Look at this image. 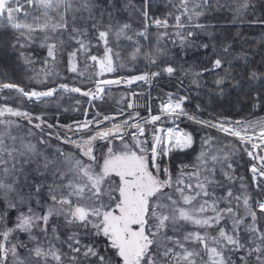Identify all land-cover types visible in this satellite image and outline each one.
Returning <instances> with one entry per match:
<instances>
[{"label":"snow or ice","instance_id":"snow-or-ice-1","mask_svg":"<svg viewBox=\"0 0 264 264\" xmlns=\"http://www.w3.org/2000/svg\"><path fill=\"white\" fill-rule=\"evenodd\" d=\"M62 3H65V0H0V22L6 21L20 32L13 46L15 47L21 38L32 41L37 32L56 33L67 28V21L63 15L58 22L50 18L42 21L39 16H33L32 23L21 22L19 14H23L25 18L30 15L25 11L26 5L44 9L46 17L47 9L54 6L58 8ZM109 3L115 8L112 0H109ZM187 3L188 0H181L184 14L188 13ZM84 6L91 12L90 5L85 3ZM196 7L198 5L194 4L193 15L198 17L201 12L195 11ZM108 15L111 16V13L109 12ZM143 16L147 19V11L143 12ZM175 19L178 25L183 27L179 24L181 16L177 15ZM188 19L191 21L192 15H189ZM154 23L158 26H166L167 20L157 19ZM92 27L95 29L97 25L94 23ZM128 27L127 24L123 25L121 31ZM196 27L203 28L204 25H196ZM72 31L78 33L79 37L87 33V29L73 28ZM97 31L98 39L103 41L105 46L103 55H90V43H86L78 36H70L79 47L68 53L69 61H73L77 53L83 51L86 59L99 64L101 73L114 72L116 68L113 66V50L108 47L109 31L99 29ZM191 36H193L192 32H189L187 37L181 36V43ZM49 39L51 37L45 34L41 47H46L47 56L55 60L57 43H47ZM59 43L63 45L64 41L61 40ZM157 53L159 54V50ZM146 55L151 57V54ZM150 63H155V60L150 59ZM221 64V59L217 58L213 62V67L219 68ZM71 70H76L75 63H72ZM164 71L172 74L175 69L168 65ZM157 75L159 73H145L128 77L123 81L119 79L97 81V89L103 91L101 85L104 84L131 83L134 80H147L149 76ZM251 75L253 79L256 78L255 72ZM221 82L217 81L218 84ZM59 87L67 89L68 85L62 84ZM0 88L15 89L23 97L37 100L51 96L56 91L55 88H49L47 91H26L25 88L13 83L0 84ZM72 91L80 92L81 89L73 88ZM185 99L186 97H179L173 100L172 95L168 94L167 101L160 105L161 112L177 117L187 115L183 108ZM128 107L131 108L132 105L129 104ZM5 114L23 117L29 122L33 118L40 120L41 123L35 124L36 128H40L44 123L42 117H33L27 111L8 105L0 107V117H4ZM188 118L196 123L218 128L228 135L239 138L241 142L252 141L253 137L248 135V129L259 127L257 137L260 142L252 143L251 148H264V120L231 121L224 118L218 123H212L199 120L195 116ZM103 119L108 121L114 118L104 116ZM133 119L136 117L129 116L122 123L97 131L79 143L70 139L65 140L64 143L76 146L79 155L56 148L51 157L46 151L41 150L40 146L47 144L45 140L40 139L37 143H32L23 136L12 135L13 125L17 128L20 125L12 120L0 119V125L5 126V130L0 131V200L4 204L3 210L0 211V226L3 228L0 231V237L3 238L0 240V264H9V254L12 257L11 264H49V258L56 264H65V261L67 264H86L92 258H95V264H197V257L200 258V264H233L225 255V251L246 247L239 236V226L244 221L243 217L236 214L233 207L220 208L219 204L221 201L231 204L232 199L239 202L241 197H234L232 189L228 188L225 196L213 199L215 193L209 192V187L213 185L223 187V185L212 179L216 171L215 166L211 168L207 166L209 158L214 164L216 162L223 164L228 159V152L224 149L218 150L224 152L221 160L219 155L210 154L207 149L202 148L196 156V163L181 164L174 176L170 167L162 163V158L173 149L191 148L194 144L193 134L178 128L167 130L154 128L149 146L146 125L155 124L161 119L160 115L151 116L144 124L130 123L129 121ZM93 123L102 122L94 117L92 120L79 123L77 127L88 129ZM28 135H31L30 131ZM98 139L108 141L105 150L99 156L94 150V142ZM6 140H11L12 143L8 144ZM18 140L19 147H16ZM113 141H119V145ZM202 143L210 144V138L204 139ZM248 155L260 161L259 167L256 164L251 167L254 178L255 175L264 177V155H254L252 151H249ZM32 164L36 167L32 168ZM231 167V164H227L228 169ZM29 169L35 177L40 178L38 183L35 179L29 180ZM223 175L228 180L233 179L228 171H224ZM193 178L195 184L190 182ZM45 196L46 199L43 198ZM206 197L208 199H205ZM243 204L246 215L251 216L253 220L247 231L260 241L255 248L247 249V255H255V264H264V232L255 226L256 212L251 209L247 195L243 196ZM256 205L264 214V201H257ZM13 209L17 215L12 222L13 226L9 227L8 213ZM209 211L213 214L209 215ZM53 217H63L66 225L75 226L79 230L69 235L67 240H61L57 225H52V234L49 236L48 228ZM226 218L231 219L230 230L220 226L222 221L227 224ZM184 224L198 226L203 232L191 231L178 235ZM34 229H38L47 239V248L33 234ZM208 229L217 231V235H210ZM169 232L172 234L170 235ZM14 233H27L34 247H28L25 241L19 239L11 243L9 238ZM97 237L106 239L105 254H101L100 248L95 243ZM252 239L249 237L250 241ZM54 240L66 244L69 252H63L56 247L52 242ZM83 240L91 242L82 243ZM189 243L200 245V250L190 248ZM21 249L26 253L23 256ZM109 252L112 255H108ZM204 255L207 256V260L204 259Z\"/></svg>","mask_w":264,"mask_h":264},{"label":"trees","instance_id":"trees-1","mask_svg":"<svg viewBox=\"0 0 264 264\" xmlns=\"http://www.w3.org/2000/svg\"><path fill=\"white\" fill-rule=\"evenodd\" d=\"M68 8L65 5L59 8L55 6L47 9L45 17L44 9L25 6V11L30 15L25 18L19 14L21 22L32 23L33 16H39L41 20L50 18L54 22L60 20L63 15L67 21V28L59 30L56 33L48 31L37 32L32 41L20 39L19 43L13 46L20 32L10 26L6 21L0 22V84L13 83L25 88L26 91H47L49 88H56L60 84H66L68 87L80 88V92L63 91L56 89L51 96L41 97L40 99H28L23 97L15 89L0 88V106L8 105L13 108H19L21 111H27L32 116H40L47 125L57 128L58 125L68 126L79 123L83 118L92 120L94 117L102 123L99 127H94L96 123L88 129H104L111 127V123H121L129 116L136 117L129 121L130 123H145V120L151 115L159 113L158 104L161 103L168 92L174 91L186 97L183 105L187 118L195 116L199 120L217 121L227 118L231 121H251L264 119V0H189L187 3L188 13L184 14L181 7V0H112L115 8H112L109 0H74ZM91 6V12L84 5ZM198 5L195 11L201 12L200 16L193 15V5ZM125 5H128L125 7ZM58 9V12L56 10ZM147 11L149 20L155 21L167 20V25H152L145 28L146 19L143 12ZM111 13V16L108 13ZM181 16L179 22L182 30L178 29L175 17ZM192 15L189 21L188 16ZM97 28H93V24ZM129 25L123 28V25ZM196 25H204L198 28ZM73 28L87 29L86 35L79 37L78 33L72 31ZM99 30H108V47H111L112 58L116 71L102 77L125 78L137 76L145 73H159L157 76H149L145 81H139L128 87L105 86L99 97L90 98L83 92L93 91L96 80H75L66 79L52 80L48 78L46 83L38 84L36 81V71H40L43 53L46 47H41L39 41L44 40L45 34L51 39L47 42L57 43L67 52L72 48H78L79 45L70 36H78L90 43L89 54L102 56L104 52V43L98 39ZM194 31L195 44L192 51L186 44L180 45V37L183 32ZM144 32V35L139 33ZM118 33H120L118 35ZM131 37V39H129ZM61 39L63 45L59 43ZM60 40V41H61ZM44 42V41H43ZM179 43V44H178ZM21 45H24L21 47ZM207 45V47H202ZM180 48L184 52L180 53ZM191 48V47H190ZM139 49V51H137ZM159 50V54L157 53ZM83 52V51H82ZM146 54H151L149 57ZM221 59L222 64L219 68L213 67V62ZM150 59L155 63H150ZM87 60V59H86ZM171 65L175 71L172 74L164 69ZM256 73V78H252V73ZM198 74V75H197ZM222 81L217 83V81ZM147 81V82H146ZM195 81V83L193 82ZM133 93L134 103L128 107L129 94ZM124 94L123 101H118L117 95ZM135 113L138 114L135 115ZM98 114V115H97ZM104 116H110L109 122L103 120ZM4 120L15 121L20 127L13 125L12 135L23 136L25 140L37 143L40 139L47 142L41 145V150L51 155L55 152L56 146H62L61 143L45 134L49 130L37 129L29 124V120L23 117H0ZM35 122V120H32ZM179 127L185 131L191 132L194 138V144L191 148L181 151H171L168 156L162 158V163L170 167L174 176L179 171L181 164L192 165L196 163V156L203 149H207L210 154H217L223 159L224 152L218 150L224 149L228 152V159L223 164L216 162L214 164L208 159V167L215 166V174L212 179L219 181L223 187L210 186L209 192H214L213 199L225 196L228 188L233 191V196H239L241 199L237 202L232 199L231 204L227 201H221L220 208L231 206L239 217H243V196L249 197V205L256 212L255 226L264 232V214L261 213L256 205L257 201H264V178L258 176L254 180L251 167L254 161L248 157V150L251 145L241 142L239 139L224 135L216 129L208 128L202 124L189 119L181 118L178 121ZM147 128V139L150 145V127ZM5 130L4 125H0V131ZM87 130V131H88ZM31 135H28V132ZM210 138V144H203L202 141ZM127 139V137H126ZM106 140L98 139L95 143L97 156L102 152ZM11 144V140H6ZM65 146V145H64ZM19 147V140L16 143ZM231 164V169L227 168ZM32 168L36 165L32 164ZM192 169H189L191 171ZM30 172V169L28 170ZM224 171L230 172L233 179L228 180L223 175ZM206 174V173H205ZM202 178V177H201ZM242 178V179H241ZM35 179L38 183L40 178L30 172L29 180ZM49 181L51 177H48ZM195 184V178L192 179ZM27 191V187H25ZM46 199V196L43 197ZM205 199H208L207 197ZM35 207V205L33 204ZM4 208L3 201L0 200V211ZM39 211V209H37ZM212 215L211 211L208 213ZM17 212L13 209L8 213V226L12 227ZM227 224L222 221L220 226L231 229V219L226 218ZM243 223L239 226V236L241 242L245 243L244 249L225 251V255L231 259L233 264H255V256H248L247 249L253 241H249L252 233L247 231L248 226L253 224L250 216L243 217ZM57 225L58 235L61 240H67V237L79 229L72 225H66L63 217H53L50 221L48 233L51 236V226ZM3 228L0 226V231ZM201 231L198 226L184 224L178 235L184 232ZM210 235H217V231L208 229ZM36 235L47 248L48 241L43 234L34 229ZM83 234V233H81ZM171 235L172 233L169 232ZM3 238L0 237V240ZM25 241L28 247H34L29 241L27 233H14L9 238L11 243L16 240ZM56 247L63 252H69L66 244L60 241H52ZM89 240H83L82 243H89ZM96 245L100 248L101 254L104 253L106 239L97 237ZM190 248H196L198 251L201 246L195 243H189ZM254 248V247H252ZM21 255H25V250H20ZM108 255H112L111 252ZM203 255V253H202ZM243 257V259H241ZM207 260V256L204 255ZM9 264L12 257L9 254ZM49 264H56L49 258ZM67 264V261H65ZM86 264H95V258L87 261ZM197 264H200V258L197 257Z\"/></svg>","mask_w":264,"mask_h":264},{"label":"rangeland","instance_id":"rangeland-1","mask_svg":"<svg viewBox=\"0 0 264 264\" xmlns=\"http://www.w3.org/2000/svg\"><path fill=\"white\" fill-rule=\"evenodd\" d=\"M72 1H74V0H65V3H62L60 5L61 6L65 5V7L67 6L68 8H70L71 6L69 7L68 5H72L73 4ZM188 2H189V0H188ZM60 5H59V7H60ZM56 12H58V9L56 10ZM148 20L149 19L147 18L146 19V25H147L146 28H148V27L151 26V25L148 24V22H147ZM177 27H178V29L182 30L181 27H179L178 24H177ZM189 32H192L193 35H194V31H187V32H183L184 36L187 37V34ZM58 40L60 41L61 39H58ZM43 41L44 40L39 41V44H42ZM180 42H181V40H180ZM47 43H54V42H47ZM181 44H183V43H180V45ZM184 44H186L187 48H189V50L192 51V48H193V46L195 44L194 37L193 36L188 37V39H186L184 41ZM76 49H78V48H72V50H68L66 52L65 49H63L62 47H58V45H57L56 58H55V60H53L52 58H50V57L47 56V48H46V50L43 53V57H42L43 59L41 61V64H42L43 67H41V69H40L39 72L37 70L36 73H35L36 74V78L38 80L36 82L38 84H44L47 81H50V80H47L48 78H52L53 81H54V79L55 80H60V79H63L64 80V79H66V80H69V81H75V80H78V79H81V80H84V81L85 80H90V79H95L96 82H97V81L103 80L102 77H104L105 75H108V74L111 73V72L110 73L109 72L101 73L100 72L99 64L91 61L90 59H87L86 60L85 54L82 51L78 52L77 53V56L74 58V60L70 62L69 61V57H68V53L71 52V51H74ZM179 51H180V53L181 52H184V50L182 48H180ZM72 63H75V65H76V70L75 71H72L71 70ZM113 66L115 67L114 62H113ZM60 85H62V84H60ZM129 85L130 84L110 85V86H112V87L115 88V87H119V86L128 87ZM59 86L56 87L55 89H58L59 88V89H61L63 91H70L72 89V87H68L67 89H64V88H60ZM102 88L104 89V87H102ZM102 92L103 91H99L97 89V84H96L95 87H94V89H93V91L90 92L89 97L90 98H92V97H99L102 94ZM168 94H171L172 95V99L173 100H175V99H177L179 97H184L181 94H178V93H176L174 91H170V92L167 93L165 99L161 103L158 104L159 113L157 115H160L161 119L159 121H157L155 124H151V123H148L147 124L148 127H150L149 128L150 129V137H149L150 138V142H151V137H152L153 129L154 128H161V129H164V130H167L168 128H178V129H182L181 127H179L178 121L181 120V118L189 119V118H187L184 115H181V116L177 117L175 115H169L167 113H162L161 112L160 105L162 103H164V102L167 101ZM124 98H125V95L124 94L117 95V99H118V101H120V103H121V101L124 100ZM185 101H186V99L184 100V103H185ZM133 103H134V99H133V93H132V94H129V103H128V105L129 104L133 105ZM0 107H2V106H0ZM135 115H137V113H135ZM6 116H11V115L10 114H5L4 117H6ZM151 116H153V115H151ZM151 116L148 118V120H150ZM11 117H15V116H11ZM32 120H35V122L31 121V122H28V123L31 124V125H33L34 127H35V124L41 123L40 120H37L35 118H33ZM86 120L87 119L83 118L82 121L79 122V123H82V122H84ZM125 120H127V119H125ZM189 120H191V119H189ZM261 120H264V119H261ZM109 121L110 120L105 121V122H109ZM191 121H193V120H191ZM220 121L221 120L210 121V122H212V123H218ZM251 121H256V120H251ZM79 123L71 124V125H68V126L77 125ZM113 124H117V123H111V125H113ZM141 124H144V123H141ZM204 126L208 127L207 125H204ZM226 126H234V125H226ZM65 127L66 126L58 125V127L55 129V128L49 127V125H47L44 122V123L41 124V127L40 128H37V129H41L42 130V128H45V129L49 130V132H46L45 134L49 135L51 138H54L55 141L61 143V145H62V146H60V145L59 146H56V148H62L64 151L73 152V153H76L77 155H79V150L76 148V146L74 144L64 143V141L70 139V140H73V141H76L77 143H79L81 140L87 139L88 136L94 135L95 132L98 131L97 129H91V130H88V131L86 130V131H84L82 133H70V132H67L66 131V128ZM111 127H109V128H111ZM208 128L216 129L220 133H222L224 135H228L227 133H224V132L220 131L218 128H215V127H208ZM127 130L128 131H131V129H127ZM258 133H259V127L249 128L248 129V135H251L253 137V140L252 141H249V142H246V143H248L249 145H251L252 143H259L260 141H259V139L257 137V134ZM228 136H231V135H228ZM231 137H233V136H231ZM234 138H237V137H234ZM237 139H239V138H237ZM96 141L94 142V150H95V152H96V148H95ZM104 143L107 145L108 141H105ZM113 143L119 145V141H113ZM104 150H105V146H104V148H103L102 151H104ZM176 150L177 151H181L179 149H173L172 151H176ZM249 151H252L254 155H264V148H257V149H252L251 148L250 150H248V152ZM96 155H97V153H96ZM248 157L254 161V164H256L257 167L260 166V161L254 160L249 155H248ZM252 175H253V178H254V174L253 173H252ZM258 176L259 175H255L254 180H256V178ZM192 181L193 180H191L190 182L192 183ZM245 216H247V215H246V209L244 208L243 209V217H245ZM256 235H258V234H256ZM251 237L253 238L252 241L253 240H255V241H253L251 243V241L249 240L250 243H251V245H250L249 248H252V247L255 248L256 244L260 243V241L258 239H256L253 234H252Z\"/></svg>","mask_w":264,"mask_h":264},{"label":"water","instance_id":"water-1","mask_svg":"<svg viewBox=\"0 0 264 264\" xmlns=\"http://www.w3.org/2000/svg\"><path fill=\"white\" fill-rule=\"evenodd\" d=\"M140 75H143V74H140ZM137 76H139V75H137ZM127 78L128 77H125L123 79L122 78H109V79H103V80H118L119 79V80H122L123 81V80H126ZM100 81H102V80H100ZM139 81H145V80H134L131 83L122 82L120 84H104V85H101V87L110 86V85H123V84H130L131 85V84H135V83H137ZM96 84H97V82H96ZM83 93H86V92H83ZM77 125H73V126H70V127L69 126H66L65 127L66 128V131L67 132H70V133H82V132L88 130L92 126V124H91V125H89L88 129H82V128H78ZM99 125H101V124H96V125H94V127H99ZM104 129H107V128H104ZM104 129H97V130L98 131H102ZM158 129H161V128H158Z\"/></svg>","mask_w":264,"mask_h":264},{"label":"built area","instance_id":"built-area-1","mask_svg":"<svg viewBox=\"0 0 264 264\" xmlns=\"http://www.w3.org/2000/svg\"><path fill=\"white\" fill-rule=\"evenodd\" d=\"M147 22H148V24L151 25V26L155 24L154 21H152V20H148Z\"/></svg>","mask_w":264,"mask_h":264}]
</instances>
